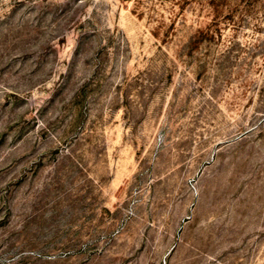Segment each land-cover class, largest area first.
<instances>
[{
	"label": "rangeland",
	"instance_id": "obj_1",
	"mask_svg": "<svg viewBox=\"0 0 264 264\" xmlns=\"http://www.w3.org/2000/svg\"><path fill=\"white\" fill-rule=\"evenodd\" d=\"M0 264H264V0H0Z\"/></svg>",
	"mask_w": 264,
	"mask_h": 264
}]
</instances>
